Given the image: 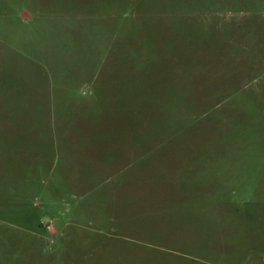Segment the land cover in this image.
I'll list each match as a JSON object with an SVG mask.
<instances>
[{
	"label": "rangeland",
	"instance_id": "obj_1",
	"mask_svg": "<svg viewBox=\"0 0 264 264\" xmlns=\"http://www.w3.org/2000/svg\"><path fill=\"white\" fill-rule=\"evenodd\" d=\"M0 264H264V0H0Z\"/></svg>",
	"mask_w": 264,
	"mask_h": 264
}]
</instances>
